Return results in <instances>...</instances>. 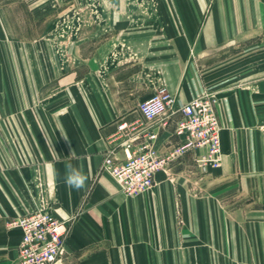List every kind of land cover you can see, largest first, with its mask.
I'll list each match as a JSON object with an SVG mask.
<instances>
[{
	"label": "rangeland",
	"instance_id": "1",
	"mask_svg": "<svg viewBox=\"0 0 264 264\" xmlns=\"http://www.w3.org/2000/svg\"><path fill=\"white\" fill-rule=\"evenodd\" d=\"M170 14V0H0V140L9 144L24 123L47 134L54 110H110L109 77L129 65L154 91L177 85L179 97L189 92L180 103L210 94L222 134L233 135L240 151L224 152L206 175L191 154L164 170L185 192L177 195L180 254L163 261L264 264V34L214 50H197V41L177 50L166 33L175 23ZM136 103L128 109L138 110ZM250 143L263 148L253 160ZM0 149L5 173L14 167ZM10 220L6 229H18ZM14 250L3 242V264Z\"/></svg>",
	"mask_w": 264,
	"mask_h": 264
},
{
	"label": "crops",
	"instance_id": "2",
	"mask_svg": "<svg viewBox=\"0 0 264 264\" xmlns=\"http://www.w3.org/2000/svg\"><path fill=\"white\" fill-rule=\"evenodd\" d=\"M170 4L175 23L166 27V33L177 50L190 49L194 41L197 50H214L234 42L252 43L264 34V0H170ZM109 78L110 110H54L57 122L45 124L47 134L24 123L9 144L0 140L14 167L0 171V264L4 241L15 248L7 264H20L21 232L6 229L7 221L39 209L70 225L64 255L54 264H164V259L179 256L177 195L185 191L166 180L167 172H158L150 191L137 197H127L110 175L98 173L107 137L118 121L138 115V110L128 109V102L143 101L156 87L140 67L131 65ZM177 87L167 88L176 95ZM176 97L190 98L189 92ZM221 138L223 158L224 152L240 151L233 135L229 139L221 132ZM249 149L253 160V152L259 156L263 148L250 143ZM3 153L0 149L1 157ZM69 164L87 177L80 191L64 183Z\"/></svg>",
	"mask_w": 264,
	"mask_h": 264
},
{
	"label": "built area",
	"instance_id": "3",
	"mask_svg": "<svg viewBox=\"0 0 264 264\" xmlns=\"http://www.w3.org/2000/svg\"><path fill=\"white\" fill-rule=\"evenodd\" d=\"M107 144L100 172L110 175L127 196L151 188L158 172L188 154L202 175L218 169L223 159L213 96L202 94L180 103L166 87L141 101L136 117L119 120ZM8 226L21 230V264H54L65 252L70 225L49 211L13 217Z\"/></svg>",
	"mask_w": 264,
	"mask_h": 264
},
{
	"label": "clouds",
	"instance_id": "4",
	"mask_svg": "<svg viewBox=\"0 0 264 264\" xmlns=\"http://www.w3.org/2000/svg\"><path fill=\"white\" fill-rule=\"evenodd\" d=\"M74 156V153H71ZM87 177L85 174L78 168L73 167L71 164L67 165L64 183L65 185L72 190L80 191L84 188Z\"/></svg>",
	"mask_w": 264,
	"mask_h": 264
}]
</instances>
